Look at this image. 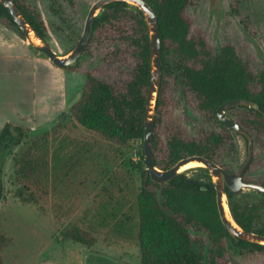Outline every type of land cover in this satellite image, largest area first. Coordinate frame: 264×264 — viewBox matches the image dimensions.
Segmentation results:
<instances>
[{
    "label": "rangeland",
    "instance_id": "1",
    "mask_svg": "<svg viewBox=\"0 0 264 264\" xmlns=\"http://www.w3.org/2000/svg\"><path fill=\"white\" fill-rule=\"evenodd\" d=\"M24 1L39 11L48 28L45 40L63 56L79 40L96 0H73V6L62 3L57 13L49 0ZM128 8L138 9L133 3ZM187 14L193 33H202L213 52L233 45L254 71L261 70L264 0H197ZM122 28L114 23L92 32L93 39L76 64L58 67L0 24V130L8 121L26 133L6 157L0 156V233L8 240L0 249V264H141L143 141L120 142L102 130L84 127L70 111L81 96L85 80L81 71L116 80L124 64H131L130 56L135 58V52L123 55ZM167 80L162 137L172 130L195 139L202 131L220 128L217 120L187 106L175 75ZM238 107L226 110V116L239 119L244 109ZM155 114L154 109V119ZM232 134L237 151L225 153L224 166L217 164L239 171L247 156L246 142ZM251 135L253 160L245 179L261 184L264 137L254 131ZM182 172L213 182L205 167ZM234 202L245 216L253 212L254 226H264L263 193L243 188ZM74 227L92 234L95 241H74L68 235ZM227 257L229 264H264V252L229 249Z\"/></svg>",
    "mask_w": 264,
    "mask_h": 264
},
{
    "label": "trees",
    "instance_id": "2",
    "mask_svg": "<svg viewBox=\"0 0 264 264\" xmlns=\"http://www.w3.org/2000/svg\"><path fill=\"white\" fill-rule=\"evenodd\" d=\"M145 1L156 14L162 51L154 119V163L159 169L166 170L182 158L200 155L224 166L225 153H235L237 147L232 132L219 122L216 110L231 99H247L256 103L257 110L251 106H239L244 110L235 121L250 135L254 131L264 137V61L261 70L254 71L248 59L233 45L226 44L213 52L202 33H193L192 19L187 14L188 7L197 0ZM14 2L28 24L46 39L48 28L39 11L24 0ZM49 2L55 13L62 3L74 5L73 0ZM128 7L129 3L122 1L106 4L95 16L92 32L114 23L120 24L123 27L119 35L123 42V55L135 52V58L130 56L131 64H124V72L119 70L116 80L109 81L93 72L81 71L85 76L81 96L70 107L72 115L84 127L102 130L120 142L143 141L145 101L151 71L144 15L139 9L131 12ZM0 24L16 31L25 40L1 3ZM172 75L182 83L187 106L202 116L217 120L218 130L202 131L195 139L172 130L162 137L161 115L167 107V78ZM25 134L22 126L4 123L0 130V156L6 157ZM141 179V264H229V249L236 253L243 250L264 252V245L232 237L225 229L219 218L215 188L210 177L205 182L182 172L168 184L161 185L150 179L144 165ZM1 192L0 182V195ZM225 193L235 222L244 230L264 235V226H254L252 211H248L246 216L238 211L234 202L238 192L226 188ZM70 231L68 235L76 242L92 244L95 241L92 234L82 229L74 227ZM7 243V238L0 233V249Z\"/></svg>",
    "mask_w": 264,
    "mask_h": 264
},
{
    "label": "water",
    "instance_id": "3",
    "mask_svg": "<svg viewBox=\"0 0 264 264\" xmlns=\"http://www.w3.org/2000/svg\"><path fill=\"white\" fill-rule=\"evenodd\" d=\"M115 1L133 3L134 5H136L144 15L149 35L151 71L149 87L145 101L144 137L142 145L144 162L146 165V169L149 172L150 179L155 183L166 185L179 173H182L180 169L183 166L193 161L201 162L202 164H204L203 167H205L213 177L217 211L219 214V218L228 233L232 237L264 245V235L242 229L235 222V220L231 216V213V218H229L226 213V206L228 211L230 212L228 204L226 203V188L231 192H239L243 188L253 189L260 193L264 192L263 184L244 179V176L253 160L252 139L250 135L235 120L227 117L225 114L226 109L238 106H251L257 110L258 105L256 103L251 102L247 99H231L220 104L216 110L218 120L221 123L225 124L229 130L235 132L238 136H241L246 142L247 156L239 171H228L218 165L216 162L200 155H191L182 158L174 166L166 170L159 169L154 163V109L156 106V98L161 76L162 51L157 17L151 6L145 0H96L89 8L85 19L84 28L79 40L76 42L74 47L63 56L58 55L52 49L50 44L28 24L27 20L24 18L19 8L15 4L14 0H0V3L7 9L11 18L30 44H33L37 50L44 53L48 57V59L56 66L69 67L76 64L78 58L83 54L86 46L88 45L92 34L94 18L97 15V12L101 10L106 4Z\"/></svg>",
    "mask_w": 264,
    "mask_h": 264
},
{
    "label": "bare ground",
    "instance_id": "4",
    "mask_svg": "<svg viewBox=\"0 0 264 264\" xmlns=\"http://www.w3.org/2000/svg\"><path fill=\"white\" fill-rule=\"evenodd\" d=\"M203 166H204V164H202L201 162L193 161V162H190L187 165L183 166L180 170L184 171V170H188L190 168L203 167ZM226 213H227V216L229 218H231L230 212L228 211L227 206H226Z\"/></svg>",
    "mask_w": 264,
    "mask_h": 264
},
{
    "label": "crops",
    "instance_id": "5",
    "mask_svg": "<svg viewBox=\"0 0 264 264\" xmlns=\"http://www.w3.org/2000/svg\"><path fill=\"white\" fill-rule=\"evenodd\" d=\"M25 45H27V44H25ZM6 122H8V121H6ZM6 122H5V123H6ZM3 125H4V124H3Z\"/></svg>",
    "mask_w": 264,
    "mask_h": 264
},
{
    "label": "flooded vegetation",
    "instance_id": "6",
    "mask_svg": "<svg viewBox=\"0 0 264 264\" xmlns=\"http://www.w3.org/2000/svg\"><path fill=\"white\" fill-rule=\"evenodd\" d=\"M244 179H245V176H244ZM246 180V179H245Z\"/></svg>",
    "mask_w": 264,
    "mask_h": 264
}]
</instances>
